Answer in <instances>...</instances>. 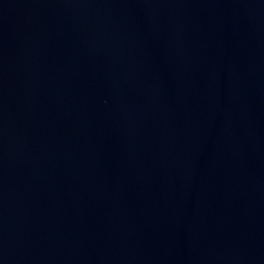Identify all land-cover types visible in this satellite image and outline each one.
Returning <instances> with one entry per match:
<instances>
[{
  "label": "water",
  "instance_id": "95a60500",
  "mask_svg": "<svg viewBox=\"0 0 264 264\" xmlns=\"http://www.w3.org/2000/svg\"><path fill=\"white\" fill-rule=\"evenodd\" d=\"M0 264H264V0H0Z\"/></svg>",
  "mask_w": 264,
  "mask_h": 264
}]
</instances>
